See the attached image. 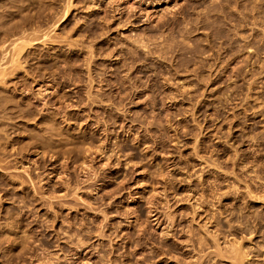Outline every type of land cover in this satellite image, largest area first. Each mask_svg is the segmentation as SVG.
I'll list each match as a JSON object with an SVG mask.
<instances>
[{
	"label": "rangeland",
	"instance_id": "rangeland-1",
	"mask_svg": "<svg viewBox=\"0 0 264 264\" xmlns=\"http://www.w3.org/2000/svg\"><path fill=\"white\" fill-rule=\"evenodd\" d=\"M0 26V264H231L213 235L264 264V0H0Z\"/></svg>",
	"mask_w": 264,
	"mask_h": 264
},
{
	"label": "bare ground",
	"instance_id": "bare-ground-1",
	"mask_svg": "<svg viewBox=\"0 0 264 264\" xmlns=\"http://www.w3.org/2000/svg\"><path fill=\"white\" fill-rule=\"evenodd\" d=\"M69 10V9H68ZM4 17V16H3ZM4 19V18H3ZM2 26H4V25H2ZM1 27V26H0ZM2 30V29H1ZM134 40H136V39H134ZM2 41H4V40H2ZM136 42V41H135ZM13 43V42H12ZM5 45V44H4ZM29 45V44H28ZM13 46V45H12ZM1 47H4V46H1ZM1 47H0V49H1ZM6 47H8V46H6ZM19 48V47H18ZM9 50H11L12 51V49H10L9 48ZM20 50H22V49H20ZM3 52V51H2ZM1 52V53H2ZM6 52V51H5ZM5 52L3 53V55H5ZM17 52H19V51H17ZM0 53V54H1ZM16 55V54H15ZM12 56V58H11V60H12V64L13 63H16L17 61V58H15L16 56ZM19 54H17V56H18ZM7 56V55H6ZM6 56H4V57H6ZM16 59V60H14V58ZM8 58H9V56H8ZM1 59V58H0ZM4 59H6V60H4V61H7V57L6 58H4ZM19 59V58H18ZM20 61V60H19ZM1 62V64H2V60L0 61ZM9 62H11V61H9ZM21 63V62H20ZM6 64H8V62H6ZM15 65V64H14ZM13 66V65H12ZM2 67V66H1ZM11 66H10V63H9V68H10ZM7 70V69H6ZM5 70V71H6ZM3 74V73H2ZM6 74V73H5ZM1 87V86H0ZM46 90V89H45ZM42 99V98H41ZM4 114V113H3ZM3 118V117H2ZM1 121V120H0ZM49 142V141H48ZM54 145V144H53ZM80 147H82V146H80ZM251 231V230H250ZM252 232V231H251ZM211 237H212V235H211ZM233 240V239H232ZM200 241V240H199ZM206 241H209V240H206ZM225 241V240H224ZM203 241L201 240V244H203L202 243ZM210 243V242H209ZM199 244V243H198ZM201 244H200V246H201ZM206 244V243H205ZM204 244V245H205ZM223 244H225L224 246H223ZM210 245H211V247L214 249L213 250V256H215V257H218V258H220V257H222L223 259H225L224 257H227L228 255H229V261H231V264H244L245 263V261H246V259H248V256L245 254V251L242 249V248H240L238 245H237V242H223V243H221L220 242V238H218V236H215V235H213V237H212V239H211V243H210ZM204 247V246H203ZM244 248V247H243ZM205 250H203V252H204ZM207 254V253H206ZM209 254H211V253H209ZM208 254V255H209ZM205 257V256H204ZM204 257H202V259L204 258ZM210 257V256H209ZM211 258V257H210ZM228 258V257H227ZM214 259V258H213ZM200 261V260H199ZM202 261V260H201ZM214 262V261H213ZM199 263V262H198Z\"/></svg>",
	"mask_w": 264,
	"mask_h": 264
}]
</instances>
